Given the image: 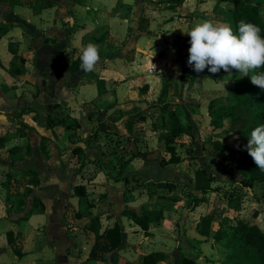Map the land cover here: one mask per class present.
Wrapping results in <instances>:
<instances>
[{
  "label": "crops",
  "instance_id": "1",
  "mask_svg": "<svg viewBox=\"0 0 264 264\" xmlns=\"http://www.w3.org/2000/svg\"><path fill=\"white\" fill-rule=\"evenodd\" d=\"M156 1L161 8L152 3ZM164 1L0 0V24L9 26L0 39V264H143L142 257L155 251L169 254L170 264H181L184 257L197 264H222L219 261L229 253L226 234L209 240L202 234L200 219L195 223L205 202L191 211L169 206L149 234L123 215L125 209L138 212L153 202V196L174 193L163 189L150 195L153 188L148 183L142 194L136 189L130 192L127 184L135 178L162 186L177 182L172 180L176 171L180 179L185 174L179 165L183 160L160 165L154 151L161 134L147 131L164 87L171 93L179 89L180 98L185 86L195 95L208 79L189 67L188 45L175 47L174 38L165 41L176 33L177 20L172 17L185 16L182 9L195 4L194 23L203 21V16L225 21L234 8L233 0L161 4ZM90 42L99 47L100 59L94 71L84 72L79 48ZM121 48L128 52L117 55ZM163 52L164 63L169 58L174 66H182L180 76L157 77ZM182 52V60L174 61V54ZM152 66L155 71L149 72ZM24 107L31 111L17 118L22 125L16 126L11 118ZM183 110L178 103L175 111L181 118ZM50 118H66L65 124L75 121L80 127L70 131L63 123L47 125ZM71 136L84 140L74 142ZM13 148L18 149L14 154ZM136 150L147 152V158L132 157ZM31 170L41 182L34 191L39 200L19 207L18 213L31 209L32 214L15 221L8 214L7 198L32 201ZM119 176L128 178L127 186L115 180ZM76 186H85L87 194L75 195ZM261 209L257 208L264 216ZM117 222L125 242L115 250L101 234ZM9 231L14 233L13 243Z\"/></svg>",
  "mask_w": 264,
  "mask_h": 264
},
{
  "label": "trees",
  "instance_id": "2",
  "mask_svg": "<svg viewBox=\"0 0 264 264\" xmlns=\"http://www.w3.org/2000/svg\"><path fill=\"white\" fill-rule=\"evenodd\" d=\"M184 0H170L171 3L178 4ZM234 8L229 13L227 20L234 30H238L237 26L240 21L251 22L258 25L261 28V35L264 36V0H233ZM7 24H0V39L3 34L8 31ZM258 71H264L259 69ZM236 74V81L232 88H230V96L223 98H216L210 103L211 115L213 117V129L216 131L219 128H223L225 121H230V128L228 133L235 132L240 136L244 137L248 143L251 131L261 124H264V90L254 85L251 82V76L253 72H249L247 76L240 77L242 74L237 73L235 69L232 70ZM232 103H225L227 101ZM218 104V108H216ZM174 103H169L164 106L169 111V122H166L168 130L164 136L165 139L175 138L182 135L185 132L183 123L173 107ZM1 111V110H0ZM31 111L30 108L24 107L19 113H16L15 118H11L13 124L16 126L22 125L17 118L22 117L24 114ZM63 123L67 122L66 118H50L47 125L51 123ZM73 124H65L66 128L70 131H77L80 125L77 122ZM74 142L82 141L84 138L75 136L70 137ZM95 138V136H92ZM80 149H76L79 151ZM168 150L172 153L170 163L177 164L182 161L181 156L176 154L174 146L169 145ZM18 149H11L10 152L14 154ZM148 156L147 152H141L139 150L132 152V157H142L146 159ZM126 162L121 167L119 172H122ZM247 177L240 180H234V184H238L233 188V191L223 196V199L228 201L229 208L234 210H240L241 202L245 196V192L248 188L253 189L256 182L264 185V172H261L257 165L252 162L245 167ZM35 174L32 180V192L31 196L34 195L32 201L22 196L9 195L7 198V211L9 216L15 220H26L31 214L32 210L18 213L19 207L32 204L34 205L39 198L35 196L34 191L40 185V179L37 173L30 171ZM116 181H124L125 184L129 182L128 178L121 177L115 179ZM195 188L200 194L188 190L189 183H180L174 181H166L162 183L164 189L176 190L180 189L181 195L179 196H168V195H157L153 196V202L143 206L138 212L133 209H125L123 215L130 217L137 225H139L147 234L152 224H160L164 219V212L171 207H188L190 210H194L197 206L207 201V194L211 192L220 193L217 187L213 186V182L217 180V177L207 169H198L195 173ZM233 183V181H232ZM75 195L84 196L87 194L85 186H76L74 188ZM127 198V197H126ZM261 197H258L260 201ZM264 202V196H263ZM261 199V200H262ZM210 222H212V216L204 217L202 219L203 224V235H208L210 230ZM209 227V228H208ZM226 234L225 230L218 229L216 235ZM9 243L14 241V233L8 232ZM101 236L107 238L115 250L119 249L125 242V234L123 228L119 222L101 234ZM226 247L229 250L225 258L224 264H264V230H262L256 224H251L239 219L237 226H235L229 233ZM18 255H22V252L16 250ZM171 256L161 251H155L145 254L142 257L143 264H161L162 262H168ZM181 264H197L196 260L190 257H184Z\"/></svg>",
  "mask_w": 264,
  "mask_h": 264
},
{
  "label": "rangeland",
  "instance_id": "3",
  "mask_svg": "<svg viewBox=\"0 0 264 264\" xmlns=\"http://www.w3.org/2000/svg\"><path fill=\"white\" fill-rule=\"evenodd\" d=\"M168 1L166 0L164 2H161V4L166 2L171 3L170 0ZM152 3L156 8H161L159 6L160 2L156 1ZM193 5V7H195V4ZM193 7L191 4H189L187 8L182 9V12L186 14L185 16L178 14V18L172 17V20H177L176 33L172 37H169L170 40L166 39L165 41L173 42V40L175 39L173 43L175 47H182V45H188L190 47V37L186 33H184V31L189 30L190 27L194 24L195 18ZM144 10L146 12L147 8L144 7ZM198 12H201V10L198 9ZM184 18L187 19L185 20ZM202 19L213 20L207 19L205 18V16H203ZM215 22L227 23L223 20ZM157 31L159 32L158 29ZM161 34L165 36L166 32ZM166 37L167 36H165V38ZM172 38L174 39L171 40ZM181 47H179V49H181ZM127 49L128 48H121L117 55H125L126 52H128ZM150 53L152 54L151 51ZM145 54L147 56L150 55L149 53ZM159 54L160 56H157V63H159L160 65L158 67L157 77L158 75H160L164 76V78L171 79L175 76H180V74L183 73L181 71L182 66L179 67L178 64L174 66L169 58H167L164 63L162 59L165 58V52ZM182 56H184L183 52L177 54L176 56L174 54V61H181ZM153 63L154 65H156L155 62ZM201 75L208 79L206 82H204L202 89H200L201 92L198 94L194 95V93L191 92V87L189 86H185L182 89V96L180 98L177 95V93H179L178 87L177 93L169 92L168 86L162 89L161 96L159 98V102L161 103V105H157L156 110L152 113L151 120L149 121V124H147V131L155 130L159 131L161 134L160 145H158L159 148L154 151L156 152L155 157L158 158L161 166L167 167L176 165L169 162L172 157V153L168 150L169 145L174 146L176 149V154L181 156L182 160L185 161L184 163L182 162L181 164H179L182 173L185 172V174L183 173L180 179L179 173L176 171V174L174 173L172 175V180H174V178H177V180H175L177 182L189 183L190 186L188 190L200 194V192L195 188L196 171L198 169L204 168L216 175L217 180L213 182V186L217 187L220 190V193L211 192L207 194V201L205 202L206 204H203L204 202L202 203L204 205V209H202V211H199L197 214V216H199V214L202 215H200V217H197L195 223L200 219V221L198 222V224H200L202 223V219L205 216H212L209 234L207 235L208 239L211 240L213 237H218L219 234L217 236L215 235V233H217L218 229L222 231V229L224 228L226 232L224 240L227 242L229 233L235 226H237L239 219L251 224H256L257 226L260 225L261 229L264 230V216H261L259 214L260 211L257 210V208H262L261 213L264 212V202L262 199L264 196V185L259 182L255 183L254 188L252 189L255 197L250 194L248 189L244 191L246 194L241 202L240 210L233 209L229 212L225 211L227 206L229 208V204L227 200L223 199V196L230 194L233 191V188L236 185L238 186V184H234V180H240L248 176L247 172L245 171V167L248 164H252L253 159L244 147L247 144L245 138L240 136L238 133L227 132L230 128L229 120L225 121L223 128H219L216 131L213 129V117L211 115V110L209 107L210 103L216 98L230 96V88H232L235 84L236 74L234 72L229 74L223 69H221L220 72L213 74L210 73L206 68L201 73ZM213 80L217 81V83L219 82L217 86L213 84ZM172 88H174V85L172 86ZM154 94H157V91H155ZM180 102H182V107L184 108L183 112L181 111L182 118L180 117V119L184 122L183 126L185 128V132L178 137L170 138L167 140L164 138L166 131L168 130V126L166 125L165 120L169 122V111L164 106L169 103H174L175 105L173 107L175 108L177 107L178 103L180 104ZM225 103H232V101L230 100ZM216 108H218V104H216ZM143 114L144 113L142 112L140 113V115ZM143 130V127H141L138 131L139 133H142ZM94 136H96L97 138L98 133H96ZM137 138L139 139V137ZM141 150H143L142 147ZM142 178H135L134 181L127 184L128 186L130 185V192L136 189L140 194H142V192L145 191V186L147 187V183L151 189L153 188V192H151L150 195L156 193L157 191L162 192V190L164 189L161 185L157 186L155 182H151V180L148 182L143 181L145 179ZM170 192H174L173 196L181 195L180 189L172 191L170 190L169 193ZM249 197H252L254 199H258V197H261L262 200L260 199V201H258V205H253L251 204V202L254 199L251 200ZM248 200H250V204H248ZM182 210L184 211L187 209ZM189 211L191 210L189 209ZM185 215L187 214H184V216ZM193 222L194 221H192V223ZM197 246L194 245V250L192 251L193 253L198 250L199 243ZM225 258L223 261L220 260L219 263L223 264L225 262ZM167 264H170V262L168 261Z\"/></svg>",
  "mask_w": 264,
  "mask_h": 264
},
{
  "label": "clouds",
  "instance_id": "4",
  "mask_svg": "<svg viewBox=\"0 0 264 264\" xmlns=\"http://www.w3.org/2000/svg\"><path fill=\"white\" fill-rule=\"evenodd\" d=\"M238 30L230 24L203 20L184 31L190 47L187 63L195 72L218 73L223 69L231 74L235 69L240 77L249 72L251 82L264 90V36L261 28L251 22L240 21ZM80 68L92 72L100 59L99 47L94 43L79 48ZM261 172H264V124L256 126L244 146Z\"/></svg>",
  "mask_w": 264,
  "mask_h": 264
},
{
  "label": "water",
  "instance_id": "5",
  "mask_svg": "<svg viewBox=\"0 0 264 264\" xmlns=\"http://www.w3.org/2000/svg\"><path fill=\"white\" fill-rule=\"evenodd\" d=\"M141 51L144 52V53H147L145 50H142V49H141ZM248 190H249L250 194H251L252 196L255 197V195L253 194L252 189H251V188H248Z\"/></svg>",
  "mask_w": 264,
  "mask_h": 264
},
{
  "label": "built area",
  "instance_id": "6",
  "mask_svg": "<svg viewBox=\"0 0 264 264\" xmlns=\"http://www.w3.org/2000/svg\"><path fill=\"white\" fill-rule=\"evenodd\" d=\"M154 70V66H152L150 69H149V72H152Z\"/></svg>",
  "mask_w": 264,
  "mask_h": 264
}]
</instances>
